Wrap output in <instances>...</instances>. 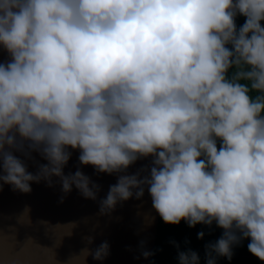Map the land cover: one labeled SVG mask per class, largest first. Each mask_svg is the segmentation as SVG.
<instances>
[{
	"label": "clouds",
	"instance_id": "1",
	"mask_svg": "<svg viewBox=\"0 0 264 264\" xmlns=\"http://www.w3.org/2000/svg\"><path fill=\"white\" fill-rule=\"evenodd\" d=\"M262 20L264 0H0V45L12 57L0 64V181L28 193L56 176L64 193L75 186L94 200L87 176L63 174L67 147L107 174L151 155L150 179L120 175L102 215L147 184L164 223L224 229L206 256L230 260L249 238L264 262ZM17 135L48 161L35 175L6 150ZM91 254L103 259L108 244ZM178 259L199 264L191 250Z\"/></svg>",
	"mask_w": 264,
	"mask_h": 264
},
{
	"label": "water",
	"instance_id": "2",
	"mask_svg": "<svg viewBox=\"0 0 264 264\" xmlns=\"http://www.w3.org/2000/svg\"><path fill=\"white\" fill-rule=\"evenodd\" d=\"M11 60L0 45V64L7 65ZM30 143L17 135L16 145L6 150L35 175L48 161ZM66 151L70 158L63 174L81 171L91 184L98 186L96 199L84 198L75 186L64 193L56 176L51 177V186L43 179L30 182L28 193L0 181V264H151L159 213L152 206L149 186L142 185L140 198L135 196L138 189H133V197L118 202L107 214L102 215L100 207L120 175L150 179L155 157H139L122 172L107 174L92 165H82L78 148L67 147ZM105 242L108 255L93 259L91 253ZM84 249L90 252L86 260L79 256ZM144 253L149 255L145 257Z\"/></svg>",
	"mask_w": 264,
	"mask_h": 264
},
{
	"label": "trees",
	"instance_id": "3",
	"mask_svg": "<svg viewBox=\"0 0 264 264\" xmlns=\"http://www.w3.org/2000/svg\"><path fill=\"white\" fill-rule=\"evenodd\" d=\"M246 17L239 13L235 16V25L237 31L245 23ZM261 27H264V20L260 21ZM231 49V44L227 45ZM237 71L232 68L227 73L229 79ZM246 83V81H241ZM250 96L255 98L260 93L250 90ZM217 149L219 150L222 141L217 138ZM204 157H201L203 159ZM202 236L198 238V234ZM224 229L217 226L213 221L210 225L197 224L194 227H189L187 222L181 220L179 224H166L159 215L157 226L156 242L151 257V264H180L178 254L189 250L196 252L199 257V264H207V259L212 258L215 264H264L258 258L253 256L248 251L249 238H244L239 243L232 246V258L229 260L226 257L218 256L215 252H211L210 256H206L209 252L208 245H213L222 237ZM236 235L239 237L240 232L237 230Z\"/></svg>",
	"mask_w": 264,
	"mask_h": 264
}]
</instances>
